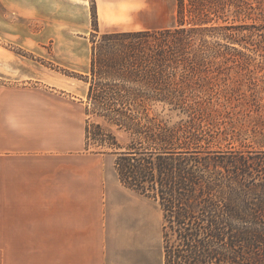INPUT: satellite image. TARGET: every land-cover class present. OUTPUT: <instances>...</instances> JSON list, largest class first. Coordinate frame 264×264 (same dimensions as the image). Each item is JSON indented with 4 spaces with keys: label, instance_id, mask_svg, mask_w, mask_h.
Masks as SVG:
<instances>
[{
    "label": "trees",
    "instance_id": "obj_1",
    "mask_svg": "<svg viewBox=\"0 0 264 264\" xmlns=\"http://www.w3.org/2000/svg\"><path fill=\"white\" fill-rule=\"evenodd\" d=\"M225 12L251 22L232 26L222 19L226 25L212 26V16ZM175 21L163 30L104 34L106 45L92 53L93 76L139 84L138 89L110 84L108 92L92 85L88 94L102 105L113 100L111 123L143 139L140 147L130 143L116 152L118 178L126 188L159 203L163 264H264V151L205 150L200 127L214 126L221 109L208 102L216 93L213 87L191 85L208 67L207 57L234 67L241 53L234 45L242 44L233 39L230 45H208L198 42L196 34L249 30L258 36L256 47L264 46V0H177ZM200 94H205L201 102L196 100ZM220 94L232 104L236 90ZM195 109L201 111L199 121L190 118ZM138 111L143 127L134 121ZM169 114L188 116V123L168 126ZM111 137L109 147L119 149ZM259 147L264 149L263 143Z\"/></svg>",
    "mask_w": 264,
    "mask_h": 264
},
{
    "label": "rangeland",
    "instance_id": "obj_2",
    "mask_svg": "<svg viewBox=\"0 0 264 264\" xmlns=\"http://www.w3.org/2000/svg\"><path fill=\"white\" fill-rule=\"evenodd\" d=\"M100 1L2 0L0 88L3 100L29 99L28 109L31 108L32 112L31 121L3 119V128L24 127L26 124L29 129L33 128L34 137H30L38 140L40 136L42 141V144L35 142L32 147L39 148L33 152H41V155H50L51 148L55 146L79 147L76 154L97 155L106 170L107 180L117 184V192L125 204L122 209L127 206L140 213L137 230L135 235L131 232L129 246L123 250V256L113 249V264H163L161 207L157 201L123 186L115 167L116 152L124 151L130 143L140 147L143 139L118 130L111 123L108 114L113 100L109 98L102 105L88 94L92 85H96V90L103 87L104 92H108L105 87L110 84L135 89L139 87V84L128 85L121 81L113 83L105 75L93 76L90 72L92 53H100L99 46L106 45L104 34L130 32L101 28L99 12L103 14L107 11L105 17L100 18L102 23H112L117 28L142 26L145 30H163L176 23L177 0ZM212 18L216 20L212 21V26L226 25L222 19L232 26L251 22L243 16H235L234 12L219 13ZM195 37L198 42L205 40L208 45H230L233 39L242 43L234 45L241 52L236 57L234 67L222 65L221 58L212 62V57H207L208 67L195 80H191V85L195 87L214 88L216 93L208 97V102L214 101L215 108L221 109L222 115L214 121H218L215 124L217 128L205 123L200 127L204 139L201 146L209 151L236 149L252 154L264 151L259 147V143L264 145V46L256 47L258 36L249 30L221 29L199 33ZM196 46L193 44V47ZM227 52L231 53L230 50ZM206 79L209 82H205ZM230 89L236 90L232 104H228L220 94V91ZM204 95L200 94L196 100L203 101ZM256 105L260 106L259 112L255 110ZM156 111L150 110V116H155ZM194 111L190 113V118L199 121V109ZM135 114V123L143 127L146 124L143 116L139 111ZM9 117L6 116L7 119ZM12 118L16 119L17 115H12ZM187 119L188 116L176 114L165 116L168 126L179 123L186 125ZM111 135L120 145L119 149L109 147L114 142ZM7 204L0 202V209L8 207ZM113 209L117 210V207ZM116 221L117 218L114 220L113 240L117 235ZM0 253L2 257L8 256V251Z\"/></svg>",
    "mask_w": 264,
    "mask_h": 264
},
{
    "label": "crops",
    "instance_id": "obj_3",
    "mask_svg": "<svg viewBox=\"0 0 264 264\" xmlns=\"http://www.w3.org/2000/svg\"><path fill=\"white\" fill-rule=\"evenodd\" d=\"M106 14L99 12L101 28L145 30L102 23ZM29 102L5 101L0 88V202L8 203L0 209V251H8L5 257L0 253V264H113V249L122 257L131 232L135 235L139 211L122 209L117 184L107 180L97 155L56 146L50 155H41L33 152L39 148L32 147L35 142L42 144L40 136L39 141L30 137L33 128H3V119L31 121Z\"/></svg>",
    "mask_w": 264,
    "mask_h": 264
}]
</instances>
